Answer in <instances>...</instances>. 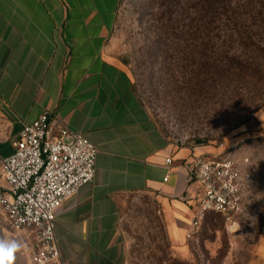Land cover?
<instances>
[{
  "label": "crops",
  "instance_id": "0c3cea01",
  "mask_svg": "<svg viewBox=\"0 0 264 264\" xmlns=\"http://www.w3.org/2000/svg\"><path fill=\"white\" fill-rule=\"evenodd\" d=\"M119 4L0 0V159L12 155L23 127L45 112L98 150L94 180L63 204L54 221L65 264H125L122 207L133 195H158L170 238H181L187 229L180 224L188 217L191 226L201 197L184 164L215 156L175 149L139 100L128 73L112 59ZM256 122L264 142V109ZM243 158L250 160L247 190L256 182V170L250 156L238 159ZM5 187L0 177V188ZM0 238L20 243L15 264H32L31 232L13 229L1 210ZM241 264H264V225Z\"/></svg>",
  "mask_w": 264,
  "mask_h": 264
},
{
  "label": "rangeland",
  "instance_id": "374dc122",
  "mask_svg": "<svg viewBox=\"0 0 264 264\" xmlns=\"http://www.w3.org/2000/svg\"><path fill=\"white\" fill-rule=\"evenodd\" d=\"M120 0L112 59L175 149L232 153L255 162L233 222L210 215L189 238L169 236L160 198L122 207L125 264H241L264 225V0Z\"/></svg>",
  "mask_w": 264,
  "mask_h": 264
},
{
  "label": "built area",
  "instance_id": "2783aa9c",
  "mask_svg": "<svg viewBox=\"0 0 264 264\" xmlns=\"http://www.w3.org/2000/svg\"><path fill=\"white\" fill-rule=\"evenodd\" d=\"M12 145V155L0 159V177L6 183L0 188V210L13 229L31 232L32 264H65L54 221L63 204L94 180L98 150L49 112L25 125ZM249 165V158L239 160L228 152L184 164L189 181L201 188L189 238L209 215L231 223L242 214Z\"/></svg>",
  "mask_w": 264,
  "mask_h": 264
},
{
  "label": "clouds",
  "instance_id": "9594fccd",
  "mask_svg": "<svg viewBox=\"0 0 264 264\" xmlns=\"http://www.w3.org/2000/svg\"><path fill=\"white\" fill-rule=\"evenodd\" d=\"M20 249L18 241L0 238V264H15Z\"/></svg>",
  "mask_w": 264,
  "mask_h": 264
},
{
  "label": "trees",
  "instance_id": "16d2710c",
  "mask_svg": "<svg viewBox=\"0 0 264 264\" xmlns=\"http://www.w3.org/2000/svg\"><path fill=\"white\" fill-rule=\"evenodd\" d=\"M206 3L209 5V6H213L215 3H223V6L224 7H226V6H229L230 5V2L228 3V0H206ZM262 13H264V11L263 12H257V15H263ZM210 216V215H209ZM208 216V217H209ZM217 217H219V216H217Z\"/></svg>",
  "mask_w": 264,
  "mask_h": 264
}]
</instances>
